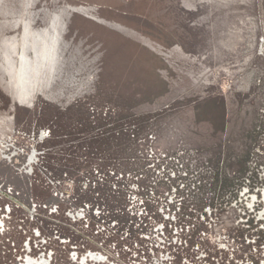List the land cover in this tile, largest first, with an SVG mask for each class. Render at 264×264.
<instances>
[{"label": "rangeland", "instance_id": "rangeland-1", "mask_svg": "<svg viewBox=\"0 0 264 264\" xmlns=\"http://www.w3.org/2000/svg\"><path fill=\"white\" fill-rule=\"evenodd\" d=\"M255 72L264 0H0V264H264Z\"/></svg>", "mask_w": 264, "mask_h": 264}, {"label": "bare ground", "instance_id": "bare-ground-1", "mask_svg": "<svg viewBox=\"0 0 264 264\" xmlns=\"http://www.w3.org/2000/svg\"><path fill=\"white\" fill-rule=\"evenodd\" d=\"M257 76H262L261 72H255L254 74L251 75H246L244 77V81L242 83V88H243V92L245 94L251 93L252 95V101L254 102V104H258L259 107H263L264 108V84H258L256 82V77ZM18 80V76L16 77ZM241 81V80H240ZM260 121L262 122V124L264 125V122L261 121L262 117H259Z\"/></svg>", "mask_w": 264, "mask_h": 264}, {"label": "built area", "instance_id": "built-area-1", "mask_svg": "<svg viewBox=\"0 0 264 264\" xmlns=\"http://www.w3.org/2000/svg\"><path fill=\"white\" fill-rule=\"evenodd\" d=\"M143 157L145 158V161H146V163H145V165L146 166H149V165H151V164H153V167H157L158 169H159V167L161 168V166H164V162H166L167 161V159H168V155H166V156H164L163 158H165V159H161L160 161H159V163L158 164H156L155 163V161H156V159H155V157H150V158H146V156L145 155H143ZM158 156L156 155V158H157ZM159 158V157H158ZM171 160V159H170ZM148 168V170H149V172H152L153 171V168L152 167H147ZM165 168L166 169H164V173H163V176L165 177L166 176V178H169L168 180H170L171 182H170V184L173 182V179H171L170 177H169V173L167 172V170H168V168H167V166H165ZM153 173V172H152ZM178 190V189H177Z\"/></svg>", "mask_w": 264, "mask_h": 264}]
</instances>
